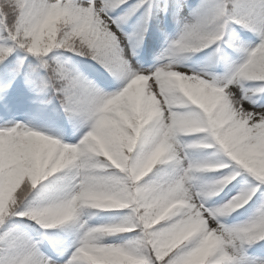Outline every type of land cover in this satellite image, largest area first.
Segmentation results:
<instances>
[{"label":"snow or ice","instance_id":"6c2138e0","mask_svg":"<svg viewBox=\"0 0 264 264\" xmlns=\"http://www.w3.org/2000/svg\"><path fill=\"white\" fill-rule=\"evenodd\" d=\"M0 264H264V0H0Z\"/></svg>","mask_w":264,"mask_h":264},{"label":"trees","instance_id":"16d2710c","mask_svg":"<svg viewBox=\"0 0 264 264\" xmlns=\"http://www.w3.org/2000/svg\"><path fill=\"white\" fill-rule=\"evenodd\" d=\"M244 35L245 34H242V39L244 38ZM250 35V34H249ZM163 46V42L161 43L160 46H158L155 50H158L159 47ZM66 56H70L71 54L70 53H65ZM200 134H188V135H184V134H181L180 138H182L184 141H187V140H190V142H193V141H197V138ZM189 154L192 156V157H195V158H200L202 159V157L204 158H208L210 156V151H191L189 152ZM174 166V162L173 161H169L167 164L165 165H160L158 167H161V168H165L169 171H171V169L173 168ZM210 175H215V174H210ZM148 179V178H146ZM223 195V193L221 194ZM259 195V194H258ZM219 197H217L218 199ZM255 199V198H254ZM255 207V205H250L248 206V209L245 210V209H241L240 210V213H237V214H233V217H229V223H234V222H238L240 220H243L247 214L252 211V209ZM86 211H98L100 212V214L98 216H96L92 221H90V223H93V222H102V223H105L107 222L108 220H110L111 218L113 217H117V216H120L122 215L123 213L122 212H119V211H102V210H88V209H85Z\"/></svg>","mask_w":264,"mask_h":264},{"label":"rangeland","instance_id":"374dc122","mask_svg":"<svg viewBox=\"0 0 264 264\" xmlns=\"http://www.w3.org/2000/svg\"><path fill=\"white\" fill-rule=\"evenodd\" d=\"M163 49H164V45L163 46H161V47H159L158 48V50H155V52L153 53V55H152V60H154L157 56H160L162 53H163ZM148 66H150L149 64H145V67H148ZM182 138H180V136L179 137H177V140L179 141V140H181ZM183 140V139H182ZM185 142H190V140H187V141H185ZM190 155V154H189ZM190 157L191 158H193V159H195V160H201V161H203V160H206L207 158H204V157H202V159H200V158H195V157H192L191 155H190ZM197 175H199V174H197ZM235 193L233 192L232 193V195H234ZM219 199V198H218ZM254 210V208L252 209V211ZM86 210L84 209V210H82V212H85ZM252 211H250L248 214H247V216L243 219V220H240V221H238V222H234L233 224H235V223H240V222H242V221H246L251 215H252ZM97 223H102V222H93V224H97Z\"/></svg>","mask_w":264,"mask_h":264},{"label":"clouds","instance_id":"9594fccd","mask_svg":"<svg viewBox=\"0 0 264 264\" xmlns=\"http://www.w3.org/2000/svg\"><path fill=\"white\" fill-rule=\"evenodd\" d=\"M177 134L179 135V134H184V133L180 132V130H179V128H178V129H177Z\"/></svg>","mask_w":264,"mask_h":264}]
</instances>
